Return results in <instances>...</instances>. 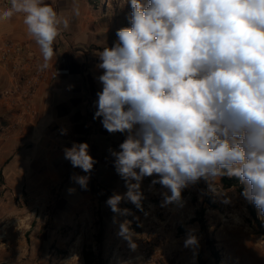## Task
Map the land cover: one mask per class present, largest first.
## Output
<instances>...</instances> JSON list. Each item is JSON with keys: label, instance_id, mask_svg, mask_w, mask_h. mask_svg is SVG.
Returning <instances> with one entry per match:
<instances>
[{"label": "clouds", "instance_id": "obj_1", "mask_svg": "<svg viewBox=\"0 0 264 264\" xmlns=\"http://www.w3.org/2000/svg\"><path fill=\"white\" fill-rule=\"evenodd\" d=\"M130 6L131 26L118 29V42L99 54L102 90L93 119L102 118L109 133L127 134L120 151L109 149L127 191L106 204L118 215H131L122 201L143 211L142 181L153 176L152 186L170 192L162 193L161 206L182 205V190L201 179L230 203L217 181L236 177L264 217V0H130ZM73 13L80 15L78 4ZM16 14L40 48L44 71L70 18L45 0H10L0 21ZM63 151L84 173L96 163L87 143ZM71 179L87 190L89 175ZM130 225L121 223L118 235L135 250ZM197 244L195 235L185 240V247Z\"/></svg>", "mask_w": 264, "mask_h": 264}, {"label": "crops", "instance_id": "obj_2", "mask_svg": "<svg viewBox=\"0 0 264 264\" xmlns=\"http://www.w3.org/2000/svg\"><path fill=\"white\" fill-rule=\"evenodd\" d=\"M45 3L68 16L70 24L53 44L55 55L49 62L47 80L34 99L36 118L27 124L23 135L0 138V227H20L19 222L31 226L34 222V227H51L55 232L66 228L67 237L75 227L93 226L96 217H102L103 226L108 224L107 216L122 217L106 204L114 193L123 195L127 191L109 149L120 151L127 134L109 133L101 124L102 118L93 119L97 92L102 90L97 80L103 74L98 68L99 54L113 47L114 41L93 26L95 20L84 14L88 10H82V2ZM74 4L79 5V16L73 13ZM23 19L19 16L0 21V47L4 39H12L25 43L41 57ZM58 68L67 69L68 74L56 75L54 70ZM8 87L9 77L0 67V91ZM6 115V109L0 106V120ZM62 129L66 134H61ZM74 142L89 145V155L96 161L90 173L65 159L64 148ZM73 175L90 176L87 190L71 179ZM70 188L75 191L70 193ZM119 207L122 209L121 204ZM23 212L27 214L24 220Z\"/></svg>", "mask_w": 264, "mask_h": 264}, {"label": "rangeland", "instance_id": "obj_3", "mask_svg": "<svg viewBox=\"0 0 264 264\" xmlns=\"http://www.w3.org/2000/svg\"><path fill=\"white\" fill-rule=\"evenodd\" d=\"M83 3L99 32L118 42V29L130 27V0H76ZM156 176L145 177L141 185L144 194L143 211L130 201H122V209L131 215L107 216L93 220L94 227H75L57 232L51 227H34L19 222L15 227H0V264H264V217L254 204L242 195L245 185L225 188L222 178L218 185L227 191L230 203L223 196L213 195L201 179L181 192L182 205L161 206L160 184L152 186ZM227 179H231L225 177ZM236 178V177H232ZM239 180V179H238ZM170 195V192H168ZM27 217L22 214V220ZM131 221L135 233V250L118 235L119 225ZM100 226H97L99 225ZM11 231L13 233H11ZM189 235L198 244L185 247ZM87 257V260H86Z\"/></svg>", "mask_w": 264, "mask_h": 264}, {"label": "built area", "instance_id": "obj_4", "mask_svg": "<svg viewBox=\"0 0 264 264\" xmlns=\"http://www.w3.org/2000/svg\"><path fill=\"white\" fill-rule=\"evenodd\" d=\"M7 7H10V0H0V11ZM19 16L22 17L23 14L13 17ZM41 62L42 58L25 43L7 38L3 40L0 47V67L9 77V87L0 91V106L7 111L6 117L0 120V138H7L13 133L23 135L27 124L36 118L34 99L48 76V68L38 70ZM54 73L68 74V70L58 68Z\"/></svg>", "mask_w": 264, "mask_h": 264}, {"label": "trees", "instance_id": "obj_5", "mask_svg": "<svg viewBox=\"0 0 264 264\" xmlns=\"http://www.w3.org/2000/svg\"><path fill=\"white\" fill-rule=\"evenodd\" d=\"M222 184L225 188L231 187V186H237L239 180L238 178H231V179H227L225 177H222ZM214 258L216 260V264H219V257L217 254H214ZM87 260V257H86Z\"/></svg>", "mask_w": 264, "mask_h": 264}]
</instances>
